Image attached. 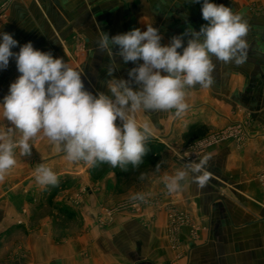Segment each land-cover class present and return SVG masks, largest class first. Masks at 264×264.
I'll list each match as a JSON object with an SVG mask.
<instances>
[{
    "label": "crops",
    "instance_id": "1",
    "mask_svg": "<svg viewBox=\"0 0 264 264\" xmlns=\"http://www.w3.org/2000/svg\"><path fill=\"white\" fill-rule=\"evenodd\" d=\"M7 1L11 10L33 14L35 22L45 28L43 38L55 43L57 57L82 72L85 89L93 95L108 94V80H127L129 70L143 63H124L115 55L118 47L113 46L118 68L109 76L113 58L97 48L100 32L111 37L136 28L145 31L151 25L162 36L161 44L167 45L187 28L199 31L207 24L202 18L203 0ZM210 2L244 13L250 26L247 60L236 65L213 58V85L187 89L189 107L180 117L175 109L137 114L138 122L147 123L154 138L168 144L162 151L161 162H167L164 176L177 171L169 159L170 148L200 138L183 140L190 127L205 129L206 136L229 123L244 126L241 143L223 141L196 160L208 157L209 179L203 188L192 181L193 174L187 169L181 192L171 196L175 206L187 214V225L170 235L167 212L151 208L142 210L140 218L119 216L102 229L91 228L86 242H54L48 227L30 228L22 241V256L14 254L3 262L13 250L9 241L16 238V219L6 206L0 210V264H264V191L256 178L264 169V16L255 7H264V0ZM78 39L85 43L83 54L73 55L71 61L63 53L58 56L60 40L74 50ZM188 39L184 36L183 47ZM183 47L178 51L182 53ZM137 87L133 85L134 90Z\"/></svg>",
    "mask_w": 264,
    "mask_h": 264
},
{
    "label": "clouds",
    "instance_id": "2",
    "mask_svg": "<svg viewBox=\"0 0 264 264\" xmlns=\"http://www.w3.org/2000/svg\"><path fill=\"white\" fill-rule=\"evenodd\" d=\"M201 11L207 24L199 31L187 28L181 35L173 36L167 45L161 44L162 36L151 25L145 31L136 28L111 37L100 32L97 48L110 58L113 46H117L119 51L115 55L122 57L124 63L143 61L129 70V79L108 80V94L93 95L87 91L81 71L62 58H54L51 52L35 49L32 42L14 53L11 49L18 41L11 34L0 32V69H6L14 57L20 73L0 103V117L11 124L0 129V182L17 163L15 150L19 149L21 156H31L29 141L39 134L57 145L69 161L82 160L88 165L108 163L114 168L128 164L138 167L148 151L146 143L151 136L149 125L138 122V113L175 109V115L180 117L189 107L187 89L213 85V58L236 65L247 60L250 26L244 13L210 0H203ZM184 36L189 37L186 47ZM182 47L181 53L178 49ZM117 68L113 58L108 75L112 76ZM133 85L138 86L136 90ZM207 160L205 157L185 165L199 188L209 179ZM160 166L156 165L157 171ZM35 172L40 185L58 183L57 175L44 165ZM188 174L179 169L174 175H165L167 192L182 190ZM130 199L144 202L146 196L136 193Z\"/></svg>",
    "mask_w": 264,
    "mask_h": 264
},
{
    "label": "rangeland",
    "instance_id": "3",
    "mask_svg": "<svg viewBox=\"0 0 264 264\" xmlns=\"http://www.w3.org/2000/svg\"><path fill=\"white\" fill-rule=\"evenodd\" d=\"M33 1L39 3L38 0ZM9 5L7 0L0 3V32H7L18 41V45L11 51L18 53L20 46L32 42L35 49L51 52L54 58H60L56 55L55 43L43 38L45 28L35 22L31 17L33 14L27 10L20 14L11 10ZM255 7L256 13L264 16V7L260 4ZM52 33H56L55 27L52 28ZM58 44V56L63 53L71 61L73 55L76 57L83 54L85 43L82 39L75 40L74 50L69 49L61 40ZM19 75L15 58H10L8 67L0 69V103L8 94L10 84L15 82ZM7 127H11L10 122L0 117V129ZM243 129L242 123L233 122L187 144L175 143L170 148L173 152L169 159L177 170L187 171L185 165L188 162L195 163L219 143L227 140L241 143L244 140ZM18 135L19 133L16 137ZM159 139L151 135L147 141L156 145L157 161L152 163L143 160L136 168L131 164L114 168L108 163L97 162L95 165H88L82 160L69 161L66 154L42 134L29 141L31 156H21L19 149H16L17 163L0 182V210L9 206L13 213L11 215L16 219V238L9 241L13 243L9 244L13 250L8 251L3 262L10 260L14 254L17 257L22 256V241L30 228L39 231L42 227H48L54 242H86L91 228L102 229L119 216L140 218L142 210L151 208H161L167 212L170 235L187 225V214L175 206L171 198L175 193L169 194L163 182L167 162H161L162 151L168 148V144ZM158 163L161 165L159 171L156 170ZM40 165L50 168L57 175L56 185L37 183L35 169ZM256 178L264 191V169L256 173ZM180 192L181 190L176 193ZM136 193L145 194L146 200L132 201L130 197Z\"/></svg>",
    "mask_w": 264,
    "mask_h": 264
},
{
    "label": "trees",
    "instance_id": "4",
    "mask_svg": "<svg viewBox=\"0 0 264 264\" xmlns=\"http://www.w3.org/2000/svg\"><path fill=\"white\" fill-rule=\"evenodd\" d=\"M206 133L205 129H196L194 127H190L189 130L183 135V140L185 142H188L189 140H192L197 137L204 136ZM146 148L148 149L146 155L143 157V160L150 161L152 163L157 161V148L154 143H146Z\"/></svg>",
    "mask_w": 264,
    "mask_h": 264
}]
</instances>
